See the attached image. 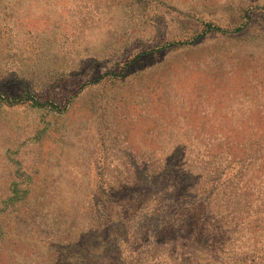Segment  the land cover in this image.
<instances>
[{"label": "rangeland", "instance_id": "obj_1", "mask_svg": "<svg viewBox=\"0 0 264 264\" xmlns=\"http://www.w3.org/2000/svg\"><path fill=\"white\" fill-rule=\"evenodd\" d=\"M235 228L264 229V0H0V264H223Z\"/></svg>", "mask_w": 264, "mask_h": 264}, {"label": "trees", "instance_id": "obj_2", "mask_svg": "<svg viewBox=\"0 0 264 264\" xmlns=\"http://www.w3.org/2000/svg\"><path fill=\"white\" fill-rule=\"evenodd\" d=\"M223 205L224 203L217 204L215 208H218L219 206L223 207ZM203 209L204 208H202V210ZM196 213L197 211L194 209L187 210V216H190L191 218H193ZM183 222L185 223L187 221L183 220ZM184 227L187 226H178L177 229H182ZM235 230L236 233L233 232L234 229L228 230L225 233L224 241L222 240L224 247L221 248L222 255L219 254V256L221 257L223 264H264V229L255 228L254 230H257L256 232L252 231L250 233H246L248 240L245 241V238L243 239L242 237L244 234L243 231L238 228H235ZM176 243L177 241L175 240L174 244ZM191 245L198 244L193 243Z\"/></svg>", "mask_w": 264, "mask_h": 264}]
</instances>
